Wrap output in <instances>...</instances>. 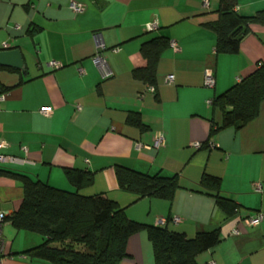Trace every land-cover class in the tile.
<instances>
[{
    "label": "crops",
    "instance_id": "0c3cea01",
    "mask_svg": "<svg viewBox=\"0 0 264 264\" xmlns=\"http://www.w3.org/2000/svg\"><path fill=\"white\" fill-rule=\"evenodd\" d=\"M72 4L84 5V12L75 13ZM219 6L220 0H0V52L18 50L24 61L23 70L0 66V139L6 144L0 154L16 159L0 167L67 191L76 189L65 170L92 172L93 184L80 193L104 194L134 221L158 226L165 218L167 228L188 237L219 230L220 243L199 255V264H264V220L257 227L245 222L264 214V101L243 129L210 136L223 122L212 100L264 63V26H253L239 53L217 54V36L206 24L219 19ZM260 10L264 0L236 7L242 16ZM154 22L157 29L147 31ZM155 37L181 50L164 51L152 92L133 71L147 65L141 46ZM98 53L106 70L93 62ZM207 69L214 72V88L205 86ZM42 107H51L52 116H43ZM130 113L146 131L128 124ZM159 137L166 145L155 149ZM196 143L207 145L198 149ZM118 166L177 175L181 188L172 202L139 199L120 189ZM204 174L221 179L222 195L240 206L236 215L200 192ZM23 198L22 184L0 174V212L14 215ZM3 235V264H43L25 253L40 246L42 236L17 231L10 221ZM127 252L120 264H155L146 231L130 237Z\"/></svg>",
    "mask_w": 264,
    "mask_h": 264
},
{
    "label": "trees",
    "instance_id": "16d2710c",
    "mask_svg": "<svg viewBox=\"0 0 264 264\" xmlns=\"http://www.w3.org/2000/svg\"><path fill=\"white\" fill-rule=\"evenodd\" d=\"M242 0H220L219 19L206 24L217 36V54H237L243 39L253 26H264V10L252 16H242L236 7ZM170 40L155 37L141 46L147 65L133 71V78L157 85V67ZM264 101V63L249 76L235 84L212 103L223 114L221 126L212 129L213 137L219 131L233 127L243 129L256 119ZM128 124L146 131L138 114L130 113ZM207 143L201 144L200 148ZM0 174L19 181L24 190L20 208L7 221L17 231H27L43 237V243L27 252L33 259L49 264H120L128 258V240L146 231L152 243L155 264H199L197 257L220 243L219 230L198 233L188 237L166 226H152L130 219L124 208L104 194L84 195L80 191L91 186L94 174L75 169L65 170L70 184L76 189L67 191L53 187L39 179L0 167ZM121 190L138 195L139 199L152 198L172 202L180 189L178 176L148 175L128 168L116 167ZM219 177L204 174L200 192L213 196L218 207L228 216L236 215L240 206L222 195Z\"/></svg>",
    "mask_w": 264,
    "mask_h": 264
},
{
    "label": "built area",
    "instance_id": "2783aa9c",
    "mask_svg": "<svg viewBox=\"0 0 264 264\" xmlns=\"http://www.w3.org/2000/svg\"><path fill=\"white\" fill-rule=\"evenodd\" d=\"M204 4L208 5V0H204ZM71 8H72V10L75 13H82L85 10V6L84 5H78V4H72ZM157 27H158V24L156 22L150 23V24L146 25V30L149 31V32H152V31L156 30ZM97 41H98L99 48L104 50V45L99 41V39H97ZM5 47H7V45ZM170 47L175 52H180V50H181L179 45L176 42H174V41L170 42ZM93 62L98 68H100L102 70H106L105 60L100 55V53L96 54L93 57ZM50 65L52 67L58 66V64L56 62H52ZM173 81H174V76L173 75H170V76L167 77L166 82L168 84H172ZM215 82L216 81H215L214 72L211 69H207L205 71V73H204L205 86L208 87V88H214L215 87ZM150 90L152 92L155 91L154 87H151V86H150ZM3 100H4V96L0 95V102L3 101ZM40 113L43 116L50 117L53 114V110H52L51 107H42L40 109ZM165 145H166V141H165V139L163 137H159L156 140H154V142H153V148H155V149H160V148L164 147ZM5 147H6L5 142L0 139V149H3ZM194 147L199 149L201 147V144L196 143V144H194ZM24 151L26 153H28L27 148H24ZM15 161H16V159H14V158L6 157V156L0 154V164H4V163H8V162H15ZM255 187H256V190L258 192L261 191V186L260 185H256ZM7 218H8V215L6 213L0 212V264H3V261H4L5 240H4V235H3V228H4V225L7 222ZM263 220H264V214L263 213H259L255 217L246 218L245 222L249 226L257 227L263 222ZM172 221L175 224H179L180 223V218L174 217L172 219ZM156 223L159 226H165L167 224V219L160 218V219H158L156 221ZM211 264H214V263H211Z\"/></svg>",
    "mask_w": 264,
    "mask_h": 264
},
{
    "label": "water",
    "instance_id": "95a60500",
    "mask_svg": "<svg viewBox=\"0 0 264 264\" xmlns=\"http://www.w3.org/2000/svg\"><path fill=\"white\" fill-rule=\"evenodd\" d=\"M0 66L23 70L24 61L18 50L1 51Z\"/></svg>",
    "mask_w": 264,
    "mask_h": 264
},
{
    "label": "rangeland",
    "instance_id": "374dc122",
    "mask_svg": "<svg viewBox=\"0 0 264 264\" xmlns=\"http://www.w3.org/2000/svg\"><path fill=\"white\" fill-rule=\"evenodd\" d=\"M43 264H48V263H46V262H43Z\"/></svg>",
    "mask_w": 264,
    "mask_h": 264
}]
</instances>
